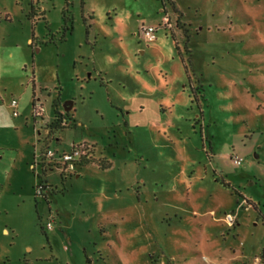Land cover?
<instances>
[{"label": "rangeland", "instance_id": "1", "mask_svg": "<svg viewBox=\"0 0 264 264\" xmlns=\"http://www.w3.org/2000/svg\"><path fill=\"white\" fill-rule=\"evenodd\" d=\"M34 2L0 0V264H264V0Z\"/></svg>", "mask_w": 264, "mask_h": 264}, {"label": "built area", "instance_id": "2", "mask_svg": "<svg viewBox=\"0 0 264 264\" xmlns=\"http://www.w3.org/2000/svg\"><path fill=\"white\" fill-rule=\"evenodd\" d=\"M163 24L168 25V19L165 17ZM143 38L146 43H152L155 41V33L156 29L154 27H145L141 30ZM10 106L13 110V116H17L18 113L16 111L17 109V101L11 100ZM43 106L39 102H34L33 108H32V114L36 118H41L43 116ZM84 150L83 147L79 145L72 146V149L70 153H63L60 155V157L56 158L55 153L52 152L49 149L44 150L42 155L38 156V159L36 160V164L38 167H40V164H43L45 167L51 168L52 170L58 169L60 173H71L75 170V167L81 158ZM42 157V159H40ZM233 164L235 166H240L241 161L238 159L233 161ZM38 194H42V189L40 186H38ZM46 230L51 229V223L47 222L45 225Z\"/></svg>", "mask_w": 264, "mask_h": 264}, {"label": "flooded vegetation", "instance_id": "3", "mask_svg": "<svg viewBox=\"0 0 264 264\" xmlns=\"http://www.w3.org/2000/svg\"><path fill=\"white\" fill-rule=\"evenodd\" d=\"M34 104V103H33ZM73 105V104H72ZM64 111L67 113V112H70L71 113V110H72V106L69 110H66L65 108H63ZM33 115V114H32ZM33 117L36 119V117L33 115ZM58 118V116H57ZM42 120V117L40 118ZM63 119V118H62ZM65 122V120H62ZM43 153V152H42ZM40 171L42 173V177H43V182L40 184V187L42 189V194L44 192H46V195H44V199L47 198V196L49 195V193L51 194L53 190H55V186L52 184V183H49V182H46L45 180V174H47L48 172H51L53 171L51 168H48V167H45L43 164H40ZM64 173H60V179L61 180H65L66 179V176L68 177V175L64 174ZM86 264H90V263H86Z\"/></svg>", "mask_w": 264, "mask_h": 264}, {"label": "crops", "instance_id": "4", "mask_svg": "<svg viewBox=\"0 0 264 264\" xmlns=\"http://www.w3.org/2000/svg\"><path fill=\"white\" fill-rule=\"evenodd\" d=\"M34 10L36 11V14L34 13ZM29 13L30 14H32L33 16L31 17V20L33 21L34 19L35 20H44V11H42V9H40L38 6H37V3H35L34 2V0H32V8L30 9V11H29ZM41 14V15H40ZM35 20L33 21V25H35ZM35 35H34V33L32 34V38L31 39H26V43H29L30 44V46H33V47H37L38 45L37 44H35V41H34V39H35V37H34ZM45 44H47V42L45 43ZM37 51H39V48H37ZM35 99V98H34ZM14 100V99H13ZM17 101V100H16ZM34 101V100H33ZM37 101H38V99H37ZM33 103L34 102H32V108H33ZM9 108H11V106H10V104H9ZM17 109H18V102H17ZM17 109H16V111H17ZM11 110H12V108H11ZM12 112H13V110H12ZM12 116H13V114H12ZM53 120V119H52ZM52 122V121H51Z\"/></svg>", "mask_w": 264, "mask_h": 264}, {"label": "trees", "instance_id": "5", "mask_svg": "<svg viewBox=\"0 0 264 264\" xmlns=\"http://www.w3.org/2000/svg\"><path fill=\"white\" fill-rule=\"evenodd\" d=\"M160 1V3H161V5L163 4L162 3V0H159ZM65 17V16H64ZM66 20V22L68 21V19L66 18L65 19ZM67 29V25L65 26V30ZM69 30V29H68ZM49 42V41H48ZM56 114V113H55ZM56 117V116H55ZM59 121H58V119H57V117H56V123H54V126H56L57 127V125H55V124H57ZM48 149V148H47ZM46 150V149H45ZM44 152V151H43ZM40 159H42V157H40ZM108 167H104V169H107ZM43 182V181H42ZM41 182V183H42ZM40 186V185H39ZM36 190H38V186L36 187ZM45 229V228H44ZM44 229L42 228V230H43V232H44ZM262 258L264 259V252H262Z\"/></svg>", "mask_w": 264, "mask_h": 264}, {"label": "water", "instance_id": "6", "mask_svg": "<svg viewBox=\"0 0 264 264\" xmlns=\"http://www.w3.org/2000/svg\"><path fill=\"white\" fill-rule=\"evenodd\" d=\"M71 106H72V102H67L66 104H64V108L66 110H69L71 108Z\"/></svg>", "mask_w": 264, "mask_h": 264}]
</instances>
